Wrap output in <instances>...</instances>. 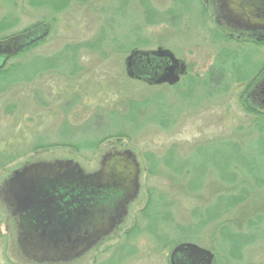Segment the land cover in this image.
<instances>
[{
  "label": "rangeland",
  "instance_id": "1",
  "mask_svg": "<svg viewBox=\"0 0 264 264\" xmlns=\"http://www.w3.org/2000/svg\"><path fill=\"white\" fill-rule=\"evenodd\" d=\"M200 2L207 20L188 15L183 2L170 18L175 0H0V39L48 26L0 66V187L36 161L71 159L96 170L112 147L139 162L137 203L67 264H168L177 240L208 248L218 264H264V107L251 98L264 76V42L231 33L213 0ZM157 47L185 65L177 83L125 76L131 49ZM213 65L221 74L209 81ZM94 113L87 128L100 122L96 133L117 136L74 151L93 140L79 130ZM61 140L69 145H51ZM222 226L252 239L236 257L227 254ZM15 241V219L0 197V264H36Z\"/></svg>",
  "mask_w": 264,
  "mask_h": 264
},
{
  "label": "water",
  "instance_id": "2",
  "mask_svg": "<svg viewBox=\"0 0 264 264\" xmlns=\"http://www.w3.org/2000/svg\"><path fill=\"white\" fill-rule=\"evenodd\" d=\"M227 26L264 30V0H218ZM46 24L0 40V66L44 37ZM125 76L147 85L177 83L185 72L169 49H131ZM129 150L101 156L99 167L84 169L71 159L27 163L0 187L3 206L15 219L20 254L36 263L75 259L114 231L138 192L139 168ZM168 264H212L208 248L181 241L169 249Z\"/></svg>",
  "mask_w": 264,
  "mask_h": 264
},
{
  "label": "trees",
  "instance_id": "3",
  "mask_svg": "<svg viewBox=\"0 0 264 264\" xmlns=\"http://www.w3.org/2000/svg\"><path fill=\"white\" fill-rule=\"evenodd\" d=\"M176 1V3L174 4L173 3V5L172 6H170L169 8H168V14H169V16H170V18H173V19H175V17H177L178 15H179V8H180V6H181V4H182V2H183V6H184V8L186 9L185 11H188L187 12V14L189 15H193V16H196V18L198 19V20H201L199 17H202V19L204 20H207V16H206V13H205V10H204V7H203V3L202 2H200V0H175ZM187 1H188V3H189V5H185V2L187 3ZM178 2V3H177ZM189 6V7H188ZM198 10V12H197V10ZM194 12H196V14H194ZM199 13V14H198ZM199 16V17H198ZM180 17V16H179ZM213 32H217V33H219L220 35H221V38H222V36H224L222 33H220V32H218V30L217 31H215V30H213ZM223 38H227L226 36H224ZM225 40V39H224ZM223 52H224V50H223ZM225 54H226V52H225ZM226 56H228V57H230V55H229V52H227V54H226ZM57 59V58H56ZM216 65H217V62H216ZM216 65H213L211 68H210V70L209 71H207V73H206V78H208V80L210 81V79H212V78H214V76L216 75V76H220V74H221V71H220V69H216ZM1 70V69H0ZM214 70V71H213ZM215 72V73H214ZM3 74V73H2ZM94 116H98V114H92V116L91 117H89L88 119H87V122L84 124L85 125V127L82 129L81 127H79V131L81 132V133H87V131L89 132V133H91L92 134V138H93V140L89 143V142H87V141H85V142H83L81 145H75L74 146V151H80V149H88L90 146V148H92V149H94V147H95V145H97L99 142H101L102 140H104V139H106V138H111V137H113V136H117V133H115L114 131H110L111 129H108V130H104V131H99V133H100V138H97V135L99 134V133H96V130L98 129V128H100L99 126H100V122H99V124H97V125H93L94 126V128H92L93 129V131L91 130V129H88L87 127L88 126H90V122H91V119H93V117ZM98 120H100V119H98ZM101 121V120H100ZM104 123H108L106 120L105 121H103V124ZM109 124V123H108ZM84 125H82V126H84ZM87 125V126H86ZM73 130L72 129H70V130H66L65 132H72ZM103 133V134H102ZM102 134V135H101ZM99 137V136H98ZM61 142H63V143H59V144H51V145H69V143L68 142H66L65 140H61ZM93 142V143H92ZM44 144V143H43ZM45 145V144H44ZM231 145V144H230ZM46 147H49L50 146V144H46L45 145ZM81 148H80V147ZM39 146H35V147H33L32 149L33 150H35L36 148H38ZM91 150V149H90ZM165 165L168 167L169 166V163H165ZM231 176H233V174L231 175ZM234 198V197H233ZM232 198V199H233ZM241 199V198H240ZM231 200V199H230ZM239 199H237V200H235V201H232L231 202V204H229V206L227 207V208H224L223 210H229L231 207H232V205H233V203H235V202H237ZM155 215L156 214H154V217L153 218H155ZM154 223V222H153ZM222 229L221 230H224V231H222V233H221V240L224 242V244H225V246H226V248H227V254H229V253H232L233 254V257H236V256H238L239 255V251H241V249L244 247V245H246L247 243H249V241H251L252 239H250V240H242L241 238H242V236H244L243 234H237V232H235V231H232L231 229H229L227 226H222L221 227ZM224 232H225V234H224ZM181 241H184V240H177L175 243H174V245L176 244V243H179V242H181ZM173 245V246H174ZM214 258V260H213V263L212 264H218L217 263V258H216V256L215 257H213ZM223 264V263H222Z\"/></svg>",
  "mask_w": 264,
  "mask_h": 264
},
{
  "label": "flooded vegetation",
  "instance_id": "4",
  "mask_svg": "<svg viewBox=\"0 0 264 264\" xmlns=\"http://www.w3.org/2000/svg\"><path fill=\"white\" fill-rule=\"evenodd\" d=\"M213 3H214V5H215V7H216V11H217V18L218 19H221V21L224 23V19H223V14L219 11V9H217L218 8V5H219V3H218V0H213ZM41 24H46V23H40L39 25H36V26H34V27H31V29H34V28H36V27H38V26H40ZM46 26H47V24H46ZM224 26L228 29V30H230V32L231 33H235L237 36H241L242 37V39L244 38V36H246V37H253L254 38V40H256V41H261V42H264V30H257V29H244V28H238V27H230V26H227L225 23H224ZM48 27V26H47ZM46 27V28H47ZM30 28L28 29V30H24V31H22V32H19V33H16V34H13V35H11V36H15V35H18V34H20V33H23V32H26V31H29V30H31ZM11 36H8V37H10L11 38ZM8 37H5V38H2V39H6V38H8ZM45 37V36H44ZM2 39H0V40H2ZM42 39V38H41ZM40 40V39H39ZM38 41V40H37ZM36 41H34V42H32L31 44H33V43H35ZM30 45V44H29ZM27 47V46H26ZM263 75H264V72H263ZM254 87V89H252L253 91H252V94H251V98H252V100L255 102V103H257L258 105H260V106H262V108L264 107V76H261V78H260V80L253 86ZM251 100V101H252ZM264 111V110H263ZM123 150H128V149H122V150H119V149H116V148H114V147H112V148H110L109 149V151H107V152H105V154H107V153H113V152H115V151H123ZM130 151V150H129ZM131 152V151H130ZM135 158V157H134ZM53 160H55V159H53ZM135 160H136V162L139 164V162H138V160L135 158ZM98 167H99V165H98ZM138 168H139V165H138ZM98 169V168H97ZM139 170H140V168H139ZM139 174H140V171H139ZM138 189V188H137ZM137 196H138V192H137V195H136V197L133 199V200H131L128 204H127V206H126V208H127V210H126V212L128 213V211H129V207H130V205L132 204V203H137ZM127 213H125V215L123 216V218H122V220H121V222H123V220L125 219V216H127ZM121 222H120V224H121ZM120 224H118L119 226H120ZM118 227V226H117ZM101 241V240H100ZM99 241V242H100ZM16 242V241H15ZM98 244V242L94 245V246H92L90 249H88L85 253H87L88 251H90V250H92V249H94V247L96 246ZM16 245H17V242H16ZM19 252V251H18ZM85 253H83V254H85ZM83 254L82 255H80L79 257H77V258H75V259H72V260H70V261H66V262H58V263H53V264H67V263H70V262H73V261H77V260H79V259H81L82 258V256H83ZM21 257H23V256H21ZM24 258V260L26 261H28V262H31V263H36V262H34V261H32L31 259H29V258H26V257H23ZM36 264H52V263H46V262H43V263H36Z\"/></svg>",
  "mask_w": 264,
  "mask_h": 264
}]
</instances>
